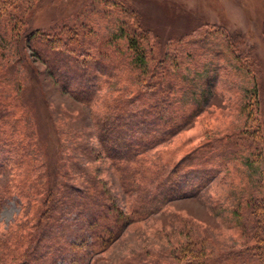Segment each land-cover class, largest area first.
<instances>
[{
  "label": "rangeland",
  "instance_id": "rangeland-1",
  "mask_svg": "<svg viewBox=\"0 0 264 264\" xmlns=\"http://www.w3.org/2000/svg\"><path fill=\"white\" fill-rule=\"evenodd\" d=\"M18 2L23 19L0 12V100L12 105L6 122L15 126L9 146L18 166L0 165V264H53L48 250L54 264H188L193 256L256 264L246 248L254 245L250 206L264 200V0ZM233 6L244 14L243 29L230 26ZM156 67L154 95L172 101L144 118L171 117L169 126L173 107L191 111L189 120L168 137L144 138L131 120L120 132L126 119L106 113L117 98L139 94ZM103 119L116 145L136 142L120 159L122 166L130 159L128 172L100 150ZM198 146L208 159L201 165L215 175L146 204L144 179ZM27 155L31 187L47 180L46 157L57 165L56 206L35 228L32 193L24 202L4 196ZM44 188L35 198L43 201ZM30 234L31 254L18 259Z\"/></svg>",
  "mask_w": 264,
  "mask_h": 264
},
{
  "label": "trees",
  "instance_id": "trees-1",
  "mask_svg": "<svg viewBox=\"0 0 264 264\" xmlns=\"http://www.w3.org/2000/svg\"><path fill=\"white\" fill-rule=\"evenodd\" d=\"M10 10L12 13H15L18 15L19 18L23 19L22 14L19 13L18 11L21 10V4L18 2V0H0V12L5 13L11 16ZM14 13V14H15ZM16 16V15H15ZM15 16L13 15V23L14 27H16L19 24V19H15ZM11 19V18H10ZM10 19H8L10 21ZM8 21V23H9ZM28 24V23H27ZM26 24V25H27ZM25 25V26H26ZM29 37V36H28ZM25 38V37H23ZM133 38H135L133 36ZM131 37V40L134 41ZM142 37H140L141 39ZM26 39H23V42L25 43ZM137 40V39H136ZM138 41V40H137ZM62 45V44H61ZM59 45V47L61 46ZM152 69L149 70L147 79L144 81L143 87L140 88L139 94H136L132 97H120L117 98L116 103L114 104V107L111 112L108 114L106 113L105 117H109L114 120H117L118 118L126 119L127 122H121L119 125V131L121 132L122 130L125 131L128 130V124H130V120L132 123H138L142 125V127H137L135 129H141L142 135L144 138H147L146 135L148 133L154 134V132H157L160 137H168L172 135L173 132L179 131L182 129V126L189 120L192 112L186 111V110H177L176 108L174 109L172 107V110L169 112L171 113L170 115H174L177 121H174L172 118L173 122H170L169 126H166V124L169 123L168 120H170L171 117H165L160 116V114H157L155 119H150L144 118L145 116L143 115H148L150 112H160L166 108V105L168 104L169 108V102L172 101V98L170 96L165 97L163 102H160L159 97H155L154 93L157 92L154 90L153 86L155 85L156 87L159 86L160 81H152L153 78L155 77V74L158 75L160 71L156 70L152 71ZM151 72V73H150ZM160 88L162 87V84L160 85ZM146 89V91H145ZM157 90H159L157 88ZM164 90V89H163ZM146 96L145 98H143ZM137 100L141 101L143 99H152L151 104H148L150 107L153 106H160L162 109H155L152 110L147 106L146 104L143 103H138L135 104ZM9 100V99H8ZM7 100H0V165L2 164H9L12 165V167H18L16 164H14L13 160V155L15 154L14 147H10L11 145V139H13V133L16 132L14 129V125L11 123L6 122V118L9 119V117L12 115V105L7 104ZM12 101V104L14 107V101ZM145 103V102H144ZM139 110H140V116H139ZM148 114H146V111ZM142 114V115H141ZM104 117V118H105ZM111 119V121H112ZM129 120V121H128ZM171 121V120H170ZM115 123V122H113ZM128 123V124H127ZM172 123V124H171ZM113 124H108L105 119L101 120V123L97 126L96 128V137L99 140V147L101 152L110 160V162L113 164V166L116 168V170L122 171L123 166H125V170L128 172V164L130 163V159H125V163L122 166V157L124 158L123 155L130 154V150L135 149V143L133 142L132 144L129 145H123L119 146L115 144V141L113 137H111V132L113 130L109 129V126ZM162 126V127H161ZM13 131V133H12ZM134 131V130H133ZM15 134V133H14ZM151 136V134H149ZM156 136V134H154ZM28 145L30 147H34L36 145V142H29ZM128 146V147H127ZM142 146V145H141ZM138 147V151L143 147L146 146V143L143 144L142 147ZM205 146V144H204ZM209 147V146H208ZM19 148V147H18ZM136 149V150H137ZM205 150V149H204ZM202 146H198L197 148L193 149L192 151H188L186 154H183L179 159H177L174 162H169L168 166H165L166 172L163 174L162 171L158 172H153L150 176H147L144 179V183L147 185L146 191H147V201L146 204H152L157 201H159L161 198H163L165 195H170L173 194L174 196H177L181 193H187L189 191L191 184L194 183V181H197L198 179H201L202 176L206 175L205 178H210L213 175H215L216 172L214 170H211L208 172L206 169L201 165L204 163L206 165V162L208 159H204L203 154H205ZM207 150V149H206ZM208 151V150H207ZM47 155V154H46ZM49 164V158L46 157L44 159V175L46 176V179L41 185L38 186H29L30 183L32 182V176L29 172V169L32 167V162L27 155L25 157L24 162L22 163L21 167L22 169L20 170V173L15 176L14 181L10 183L11 187H9V190L6 191L4 196H10L12 194H16L20 196L21 200L24 202V193H26L27 189L32 193L33 198L31 207H32V214H31V219L32 223L31 228H35L37 226V223L41 219H46V217L50 216L51 209L55 208L56 206V193L58 187L56 186V167L55 163L53 166L50 163ZM118 171V172H119ZM136 170L133 169L131 171L132 175H137ZM123 173V172H122ZM128 175V173H126ZM125 176V175H124ZM127 177V176H125ZM121 178L123 179V176L121 175ZM131 178L130 175H128V180ZM124 180V179H123ZM45 187V188H44ZM39 188H44L47 193L45 197L42 199L35 198V195L38 191ZM38 190V191H37ZM38 194V193H37ZM151 199L149 198V196ZM31 196V197H32ZM2 196H0V205L3 201ZM41 201V203H40ZM38 204H41L42 209H40L39 212V217L38 220L36 219V212H37V207ZM75 204V203H74ZM77 204H75L76 206ZM107 205V203H106ZM79 209L85 208V206L79 202ZM87 209V208H85ZM249 214L253 218V228H254V236L252 238L254 245L251 248H246V252L251 254L256 260V264H264V200L263 199H258L256 198L255 202L250 206L249 209ZM252 230V229H251ZM32 234V233H31ZM29 235L27 238V241L25 242V247L18 253L21 258L18 259H28V257L31 254V251L29 250L28 244L31 243L32 241H36L35 235ZM42 236V235H41ZM50 250L46 251L43 253V256L45 257V261L49 262L52 261L54 264V261L51 260V254ZM48 256V257H47ZM192 260L188 262V264H210V261H207L206 257H198V256H193L191 257ZM30 261V259H29ZM29 261H25V264H29ZM22 261H13L11 264H24L21 263ZM32 262V261H31Z\"/></svg>",
  "mask_w": 264,
  "mask_h": 264
},
{
  "label": "clouds",
  "instance_id": "clouds-1",
  "mask_svg": "<svg viewBox=\"0 0 264 264\" xmlns=\"http://www.w3.org/2000/svg\"><path fill=\"white\" fill-rule=\"evenodd\" d=\"M230 11H231V15L229 16L230 26L238 29H243L245 26V20L242 10L233 6Z\"/></svg>",
  "mask_w": 264,
  "mask_h": 264
}]
</instances>
